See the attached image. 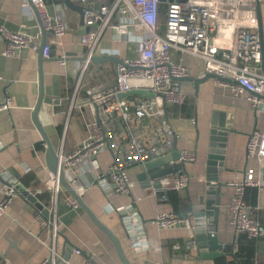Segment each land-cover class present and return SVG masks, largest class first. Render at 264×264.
Returning <instances> with one entry per match:
<instances>
[{
	"label": "crops",
	"instance_id": "1",
	"mask_svg": "<svg viewBox=\"0 0 264 264\" xmlns=\"http://www.w3.org/2000/svg\"><path fill=\"white\" fill-rule=\"evenodd\" d=\"M109 1L113 4L116 0ZM171 1L188 0L161 3L166 5L162 13L159 9V25L163 30L166 29ZM195 1L213 3L221 11L222 29L214 35L219 47L228 49L234 46L238 29L244 27L256 29L264 40V1ZM33 4L40 13H62L68 26L67 36L62 41H55L51 57L44 64L46 96L55 103H45L38 115L63 161L88 139L89 124L100 117L99 108L87 105L89 92L100 84L108 88L116 86L117 60L144 57L146 31L136 26L128 35L119 37L111 28L87 26L85 14L89 7L73 3L74 9L68 6L67 0H33ZM117 22L116 17L113 23ZM2 26L12 32L25 31L40 39V45L42 43V27L28 0H0ZM92 32L101 36L94 48L81 41L82 35ZM54 40V35L49 33L48 42ZM6 49V42L0 39V105L10 99L13 103L10 110L0 113V207L12 189L15 194L0 216V264H89L90 261L124 264L114 240L97 225L92 215L68 203L70 192L63 185H56L58 179L48 167L47 143L35 115L41 94L39 51L24 49L16 57H7ZM172 57L176 63L191 69V77L205 79L208 76H203L202 60L178 50L172 51ZM261 73H264V63ZM185 87L194 95L184 106L169 107L165 121L170 124V130L163 134L151 138L147 129L144 131V123L138 122L130 128L117 115L109 148L99 157L100 169L94 171L86 163L80 166L82 176L78 183L87 189L82 198L120 242L131 264H218L225 258L242 264L233 250L236 231L230 224L229 205L234 193L230 185L244 177L248 165L256 169L264 182V168L261 169L257 160L250 162L247 153L249 136L254 132L264 135V105L252 109L249 92L241 97L235 96L228 87L217 84L214 78L202 84L198 94L195 83L185 81ZM253 91L264 96V87H256ZM139 97L142 95L129 98ZM182 107L191 108L192 116L177 113ZM216 116L223 123L232 118L235 128L224 137L228 147L223 160H216L215 177L218 180L210 182L213 175L209 172L207 160L212 145V122ZM162 122V119L152 121L155 130L162 129ZM132 132H139L137 135L143 138L144 147L133 143ZM154 148L158 152L151 154ZM177 151L196 152L197 163L186 165L185 170L164 179L162 189H156V181L151 176L164 169L155 155L162 152L171 158ZM117 158L129 164L132 177L139 184V192L144 196L143 201L136 203L133 197L116 193L106 177ZM147 158L146 162H141ZM65 173L68 179L71 173L68 170ZM98 175L103 177L98 179ZM178 184H185L186 188L176 190ZM211 185L221 186L220 242L232 246L218 252L222 255L216 259L204 257L196 234V213L212 208L209 200L205 207L201 206L206 188ZM254 189L256 192L250 191L246 195V202L252 216L260 221V214L264 212V187ZM173 191L183 198L180 209L191 229L161 230L153 224L160 213H174L181 217L168 198ZM38 216H41L40 220ZM253 240L256 243L252 261L264 264V237ZM68 244L75 250L69 262H65ZM178 244L181 249H176Z\"/></svg>",
	"mask_w": 264,
	"mask_h": 264
},
{
	"label": "built area",
	"instance_id": "2",
	"mask_svg": "<svg viewBox=\"0 0 264 264\" xmlns=\"http://www.w3.org/2000/svg\"><path fill=\"white\" fill-rule=\"evenodd\" d=\"M71 1L89 7L85 14L87 26L100 25L104 30L111 28L119 37L128 35L136 26L142 27L146 31V38L143 41L144 57L138 60L125 59L122 60L123 63L118 64L117 84L114 88L100 84L89 92L87 105L99 108L100 117L89 124L88 139L63 159L65 171L68 170L71 173L68 182L80 197L87 191L84 186L78 183L82 176L80 166L86 163L94 171L100 169L99 157L109 148L113 126L117 124V115L121 118L122 123L130 128L138 122L144 123V131L147 129L152 138V136L170 130V124L165 121L169 114V110L168 114L166 112V105L168 108L184 106L188 99L194 95L190 94L185 87V81H182L191 77L192 71L188 66L178 64L173 60V50L188 53L192 57L202 60L204 63L203 76L214 75L215 82L228 87L235 96L241 97L248 94L247 88L253 90L256 87H264V73H261L264 63L262 35L254 28H239L237 43L234 46L228 49L219 47L214 35L222 29L220 25L221 11L213 3H200L195 0L171 1L166 29L163 30L159 25L161 0H116L113 4L109 0ZM41 17L48 34L52 33L55 38L54 41H49L46 47L45 58L48 59L51 57L55 41H62L67 36L68 26L62 13L44 11L41 13ZM116 17L119 22L113 23V19ZM23 28L26 29V26ZM100 37V33L97 32L87 33L82 35L81 41L82 44L93 47L97 45ZM0 39L7 44V57H16L24 49L39 51L40 39L29 36L25 31L12 32L2 26L0 27ZM131 91L151 93L154 94V97L147 98V95H144L134 99L121 98L122 95ZM249 98L254 110L264 105L262 99L251 93ZM12 107L13 103L10 99L0 105V113L8 111ZM159 119L163 120L164 125L162 129L155 130L152 121ZM138 133L132 132L133 143L138 147H144L143 138L137 135ZM156 147H158L157 144ZM157 152L158 149L154 148L150 153ZM247 153L250 162L257 160L261 169L264 168V135L254 132L249 136ZM166 154L161 152L155 155L163 169L173 167L178 163L195 164L198 160L197 153L192 151L178 152V159H174V155L171 156V159ZM148 155L150 156L149 153ZM148 159H142L141 162H146ZM105 175L112 183L116 193L133 197L136 203L143 201L144 196L140 194L139 184L132 177L127 162H122L117 158ZM97 177L100 179L103 175ZM230 186L234 189L229 205L230 224L236 231L233 250L234 253H237L239 235L246 234L252 239L264 237L263 223L252 216L250 206L246 202L247 190L262 188L264 182L261 177H258L256 169L248 165L244 177ZM183 188H186L185 184H178L175 189ZM14 194L13 189L8 193V199L0 207V216ZM67 201L75 209H81L80 204L71 194L67 197ZM38 218L40 220L41 216ZM153 224L161 230L192 228L186 218L179 217L174 213L158 214ZM191 246L193 247V244ZM176 249H181V246L176 245ZM89 264L95 263L90 261Z\"/></svg>",
	"mask_w": 264,
	"mask_h": 264
},
{
	"label": "water",
	"instance_id": "3",
	"mask_svg": "<svg viewBox=\"0 0 264 264\" xmlns=\"http://www.w3.org/2000/svg\"><path fill=\"white\" fill-rule=\"evenodd\" d=\"M29 3L32 5L34 8V11L37 15V18L41 24L42 27V43L39 47V64H40V88H41V94H40V100L38 103V106L36 108V122L43 134V137L47 143V150H46V157H47V164L52 172V174L58 179L59 185H63L69 192L70 194L78 201L80 204L81 208L84 209L87 213L92 215L94 218V221L97 223V225L100 226L102 230H104L112 240L116 243L118 250L120 252V255L123 259L124 264H131L127 257L125 256L120 242L114 237V235L108 231L105 226L98 220V218L90 211L86 203L84 202L83 198L78 195L76 190L69 184L68 179L66 177L65 173V167L63 164V161L54 148L50 137L44 130L43 126L41 125L39 121V112L42 109V106L45 103H55V100L52 98H48L46 96V90H45V73H44V64L47 61V58H45V50L46 47L48 46V32L43 24V20L41 17L40 11L34 6L33 0H28ZM169 0H161V3H167ZM68 6H71L72 8L76 9L75 5L71 2V0H67ZM119 63H123V61L117 60ZM210 78H216L214 75H208L205 79H196L194 77H188L186 79H183L182 81H191L196 84V90L197 94L200 92V86L207 82ZM177 80V79H176ZM228 82L231 83H237L240 84L239 82L236 81H230L227 80ZM247 91L254 96H257L258 98L264 100V96L261 94H258L257 92L250 90L247 88ZM135 95H148L149 97H154V94L151 93H145V92H138V91H131L128 94L122 95V99L130 97V96H135ZM168 106L166 105V112L168 114ZM219 118L218 116L215 117L214 121L212 122V130H211V149L209 150V155H208V160H207V166L209 168V172L213 175L211 177L210 182L217 181V177L215 175L217 174V170L215 167L217 166L216 160L221 159L223 160L224 155H225V150L227 149V139L224 137H227L231 134V132L234 131V126H233V120L230 118V120L227 123H223V121L217 120ZM221 129V130H220ZM216 142H221V144H216ZM217 148V149H215ZM219 148V149H218ZM222 155V157H221ZM174 159H178L179 155L178 152L174 154ZM186 169V165L183 163H178L173 167H168L164 170H160L159 172H156L153 174L151 177L155 183L156 189H162L163 184L162 181L174 174H178L181 171ZM264 172V169H263ZM146 177H148L146 175ZM16 191V190H15ZM17 194L22 195L19 191H16ZM221 186L217 185H211L206 188V194L204 197L201 199V206L205 207L207 205V200H209L210 204L212 205V208H205L199 213H196V224H197V242L199 245L200 250L204 253V257L206 259H216L220 257L222 254H218V252H222L225 249H231L232 246H224L220 242V237L218 235V217L221 212ZM74 247L70 244L66 246V261L69 262L71 259V256L74 252ZM209 252H212L214 255L209 254Z\"/></svg>",
	"mask_w": 264,
	"mask_h": 264
},
{
	"label": "trees",
	"instance_id": "4",
	"mask_svg": "<svg viewBox=\"0 0 264 264\" xmlns=\"http://www.w3.org/2000/svg\"><path fill=\"white\" fill-rule=\"evenodd\" d=\"M59 1H61V0H59ZM63 2L64 1H62V3ZM165 6H166L165 4H160L159 9L161 10L160 11L161 13L164 11ZM177 113H182L184 117L185 116L189 117L190 115L192 116L193 110H191V108H189V107L188 108L182 107L181 109H177ZM250 191L256 192V189L250 188L247 191V195L249 194ZM165 196H166V194H165ZM168 198H170L171 202L175 206L176 213H178V215L183 217V214H182L181 209H180V206L183 205V203H184L182 196L179 193H177L176 191H173V192L169 193ZM260 215H261V220L260 219L259 220L264 225V212L261 213ZM238 243H239V250L236 253L237 260L240 261L242 264H255L256 261L255 260H254L255 262L252 261V258H253V255L255 253L254 246H255L256 241H254L252 238L250 239L248 235L244 234L242 237L241 236L239 237ZM230 260H232V259H230V258L221 259L220 262H218V264H236V260L235 261H230Z\"/></svg>",
	"mask_w": 264,
	"mask_h": 264
}]
</instances>
